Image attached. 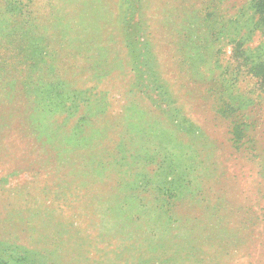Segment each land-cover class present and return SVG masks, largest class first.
Here are the masks:
<instances>
[{"label": "rangeland", "instance_id": "rangeland-1", "mask_svg": "<svg viewBox=\"0 0 264 264\" xmlns=\"http://www.w3.org/2000/svg\"><path fill=\"white\" fill-rule=\"evenodd\" d=\"M0 264H264V0H0Z\"/></svg>", "mask_w": 264, "mask_h": 264}, {"label": "trees", "instance_id": "trees-1", "mask_svg": "<svg viewBox=\"0 0 264 264\" xmlns=\"http://www.w3.org/2000/svg\"><path fill=\"white\" fill-rule=\"evenodd\" d=\"M259 64H260V63H255V64H254V69H256V67H258Z\"/></svg>", "mask_w": 264, "mask_h": 264}]
</instances>
